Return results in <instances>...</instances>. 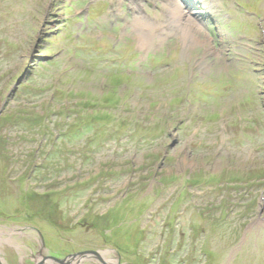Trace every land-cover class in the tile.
I'll return each mask as SVG.
<instances>
[{
    "label": "rangeland",
    "instance_id": "374dc122",
    "mask_svg": "<svg viewBox=\"0 0 264 264\" xmlns=\"http://www.w3.org/2000/svg\"><path fill=\"white\" fill-rule=\"evenodd\" d=\"M4 114L6 264H264V0H0Z\"/></svg>",
    "mask_w": 264,
    "mask_h": 264
},
{
    "label": "water",
    "instance_id": "95a60500",
    "mask_svg": "<svg viewBox=\"0 0 264 264\" xmlns=\"http://www.w3.org/2000/svg\"><path fill=\"white\" fill-rule=\"evenodd\" d=\"M1 241L2 239L0 238V242ZM42 243L43 245H45L44 240L42 241ZM114 252H115L114 250H83V251L71 253L65 258L48 256L45 258L47 261L42 262L41 264H82L86 261L93 260L94 258L100 261L102 264H125V263H121V256L119 254L113 261H108L105 259L107 255H110ZM0 264H6L1 257H0Z\"/></svg>",
    "mask_w": 264,
    "mask_h": 264
},
{
    "label": "flooded vegetation",
    "instance_id": "af4514ba",
    "mask_svg": "<svg viewBox=\"0 0 264 264\" xmlns=\"http://www.w3.org/2000/svg\"><path fill=\"white\" fill-rule=\"evenodd\" d=\"M36 230H37V232H39V235L41 237V244L39 243V241H37V244H34V243L22 244V245H20L22 248H18V247H13V248H14L16 254H19L20 253L19 252L20 249H23V248L28 249L32 253V255L34 256L33 263L32 264H37V263L38 264H41L42 263V260H43V262L47 261L45 259L46 257H48V256H55L54 254H56L57 252L55 250L49 249L47 247V244L45 243V240H44V236L42 235V233L40 231H38V229H36ZM43 240H44L45 245H43V243H42ZM68 255L69 254H67L65 257H67ZM94 260L95 259L90 260V261H86V262L88 263V262H91L92 261V262L95 263ZM121 263H125L124 260L122 261V259H121ZM96 264H102V263L99 261V262H96ZM125 264H127V263H125Z\"/></svg>",
    "mask_w": 264,
    "mask_h": 264
},
{
    "label": "bare ground",
    "instance_id": "6f19581e",
    "mask_svg": "<svg viewBox=\"0 0 264 264\" xmlns=\"http://www.w3.org/2000/svg\"><path fill=\"white\" fill-rule=\"evenodd\" d=\"M177 1H179V2H180L181 0H174V2L176 3V5H177V4H179V2H177ZM181 3H184V2H181ZM190 5H192V4H190ZM175 13H177V14H178V13H179V11H178V10H176V11H175ZM175 13H174V14H175ZM177 14H176V15H177ZM179 16H181V14H180ZM112 263H114V262H112Z\"/></svg>",
    "mask_w": 264,
    "mask_h": 264
},
{
    "label": "trees",
    "instance_id": "16d2710c",
    "mask_svg": "<svg viewBox=\"0 0 264 264\" xmlns=\"http://www.w3.org/2000/svg\"><path fill=\"white\" fill-rule=\"evenodd\" d=\"M5 117H10V116L4 114V115H2V117L0 118V121H1L2 118L4 119ZM0 156H1V153H0Z\"/></svg>",
    "mask_w": 264,
    "mask_h": 264
}]
</instances>
